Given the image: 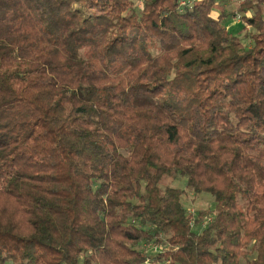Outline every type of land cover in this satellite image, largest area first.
<instances>
[{
    "label": "trees",
    "instance_id": "trees-1",
    "mask_svg": "<svg viewBox=\"0 0 264 264\" xmlns=\"http://www.w3.org/2000/svg\"><path fill=\"white\" fill-rule=\"evenodd\" d=\"M179 1L0 0V264H264V0Z\"/></svg>",
    "mask_w": 264,
    "mask_h": 264
},
{
    "label": "rangeland",
    "instance_id": "rangeland-1",
    "mask_svg": "<svg viewBox=\"0 0 264 264\" xmlns=\"http://www.w3.org/2000/svg\"><path fill=\"white\" fill-rule=\"evenodd\" d=\"M219 2V4L221 5L222 8H224L227 13L232 12V15H229V19L232 21V23L225 19L223 21V25L227 28V30L236 35H240V29H241V25L239 27V25L236 26H232L233 23H240L242 24L241 20L236 18V14L235 10H236V6H237V1L236 0H217ZM239 29V30H238ZM242 36V34H241ZM249 43L248 41H246V44ZM172 186L183 190V194L181 196V203L183 204V206L189 210V212L192 210L194 212L197 213V211H202V212H206L210 209H212V198L205 193H200L198 195H195L193 193L192 190L186 188L184 186V181L181 178L175 179V180H167ZM210 218V217H209ZM148 251H152L153 253H156L153 249H148Z\"/></svg>",
    "mask_w": 264,
    "mask_h": 264
},
{
    "label": "crops",
    "instance_id": "crops-1",
    "mask_svg": "<svg viewBox=\"0 0 264 264\" xmlns=\"http://www.w3.org/2000/svg\"><path fill=\"white\" fill-rule=\"evenodd\" d=\"M217 1V0H216ZM237 1V6L240 4V2L242 1V0H236ZM237 6H236V8H237ZM221 11H224L225 13L227 12L224 8H222L221 7V5L219 4V2L217 1L216 2V7H215V9L213 10V15L214 16H217V15H219L220 14V12ZM235 12H236V10H235ZM235 15V14H234ZM236 15H238V14H236ZM227 20H229L231 23H232V21L229 19V16H228V18H226ZM238 21V20H237ZM236 25H239V27H240V23H233L232 24V26H236ZM239 30V29H238ZM236 35H238V34H236ZM240 36V35H239Z\"/></svg>",
    "mask_w": 264,
    "mask_h": 264
},
{
    "label": "built area",
    "instance_id": "built-area-1",
    "mask_svg": "<svg viewBox=\"0 0 264 264\" xmlns=\"http://www.w3.org/2000/svg\"><path fill=\"white\" fill-rule=\"evenodd\" d=\"M197 1V0H180L179 1V7H180V11L183 9V7L188 6L189 8L192 6V4ZM237 20L240 19L239 15H236ZM246 30L249 29L248 25H245ZM193 211L191 210L190 213H192ZM208 221V220H207ZM207 221H203V225L207 223ZM153 250H155V248H153Z\"/></svg>",
    "mask_w": 264,
    "mask_h": 264
}]
</instances>
